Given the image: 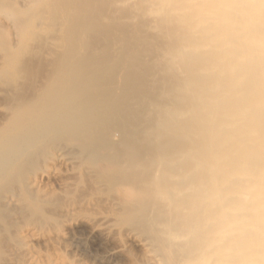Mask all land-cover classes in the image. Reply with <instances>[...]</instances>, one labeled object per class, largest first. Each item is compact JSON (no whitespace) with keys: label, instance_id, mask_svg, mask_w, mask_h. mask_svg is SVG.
Listing matches in <instances>:
<instances>
[{"label":"bare ground","instance_id":"bare-ground-1","mask_svg":"<svg viewBox=\"0 0 264 264\" xmlns=\"http://www.w3.org/2000/svg\"><path fill=\"white\" fill-rule=\"evenodd\" d=\"M0 258L264 264V0H0Z\"/></svg>","mask_w":264,"mask_h":264},{"label":"rangeland","instance_id":"rangeland-1","mask_svg":"<svg viewBox=\"0 0 264 264\" xmlns=\"http://www.w3.org/2000/svg\"><path fill=\"white\" fill-rule=\"evenodd\" d=\"M98 242V243H97ZM94 244H96V246L94 245ZM93 245V248L95 249L96 248V250L98 251V249H99V251L98 252H101L103 249L102 248H104V246H102V244H101V242L100 241H96L95 243H94ZM97 244H99V245H97ZM99 246V247H98ZM97 247H98V249H97ZM73 252V251H72ZM71 252V253H72ZM66 255H67V257H70V256H72L71 255V253L70 252H64ZM1 259V258H0ZM90 262H91V264H100L99 262H95V261H93V260H90ZM0 263H2V262H0Z\"/></svg>","mask_w":264,"mask_h":264}]
</instances>
